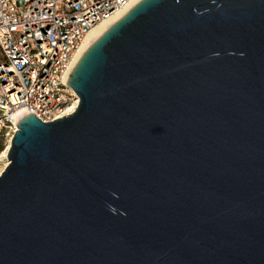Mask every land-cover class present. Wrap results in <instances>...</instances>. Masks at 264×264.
<instances>
[{"label": "water", "instance_id": "95a60500", "mask_svg": "<svg viewBox=\"0 0 264 264\" xmlns=\"http://www.w3.org/2000/svg\"><path fill=\"white\" fill-rule=\"evenodd\" d=\"M15 126L0 264H264V0H138Z\"/></svg>", "mask_w": 264, "mask_h": 264}, {"label": "built area", "instance_id": "2783aa9c", "mask_svg": "<svg viewBox=\"0 0 264 264\" xmlns=\"http://www.w3.org/2000/svg\"><path fill=\"white\" fill-rule=\"evenodd\" d=\"M131 0H0V132L14 112L42 122L66 115L78 97L65 81L90 29Z\"/></svg>", "mask_w": 264, "mask_h": 264}, {"label": "bare ground", "instance_id": "6f19581e", "mask_svg": "<svg viewBox=\"0 0 264 264\" xmlns=\"http://www.w3.org/2000/svg\"><path fill=\"white\" fill-rule=\"evenodd\" d=\"M136 1H138V0H131L129 5H132V4L134 5ZM123 13H124L123 11H120V13H116V14L112 15L111 17L107 18L105 21L99 22L98 24H96L95 26H93L90 29V31L85 35V37L83 38V40L81 41V43L79 44V46H78V48L76 50V54H75L74 60H73V62L70 65L71 66L70 71L73 69L76 61L82 55L84 50L90 45V43H92L96 38H98L99 34L101 32H103L105 30V28L108 27L111 23H113L115 20H117V18L120 17V15L123 14ZM77 102H78V99H76V101L72 102L70 105L67 106L66 115L71 114L72 111H74ZM24 115H26V114L21 109H17L14 112L15 126H16V123L18 122V120ZM11 137L12 136H10L8 138V141L5 144L6 147L1 153V155L3 157H5V159H4L5 160V164L4 165H6L7 162H8V160L6 159V152H7V149L9 148V146H10L9 143H10Z\"/></svg>", "mask_w": 264, "mask_h": 264}, {"label": "rangeland", "instance_id": "374dc122", "mask_svg": "<svg viewBox=\"0 0 264 264\" xmlns=\"http://www.w3.org/2000/svg\"><path fill=\"white\" fill-rule=\"evenodd\" d=\"M13 129L11 128H4L0 132V172L2 171L3 167L5 166V157L1 155L2 151L6 147V143L8 141V138L13 135Z\"/></svg>", "mask_w": 264, "mask_h": 264}]
</instances>
